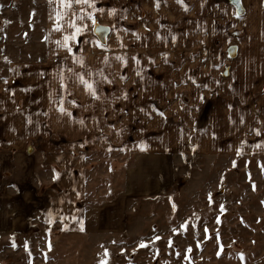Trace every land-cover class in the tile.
<instances>
[{
  "label": "rangeland",
  "instance_id": "obj_1",
  "mask_svg": "<svg viewBox=\"0 0 264 264\" xmlns=\"http://www.w3.org/2000/svg\"><path fill=\"white\" fill-rule=\"evenodd\" d=\"M240 1L95 0L110 34L76 20L69 53L80 5L0 0V170L29 169L0 264H264V0Z\"/></svg>",
  "mask_w": 264,
  "mask_h": 264
},
{
  "label": "crops",
  "instance_id": "obj_2",
  "mask_svg": "<svg viewBox=\"0 0 264 264\" xmlns=\"http://www.w3.org/2000/svg\"><path fill=\"white\" fill-rule=\"evenodd\" d=\"M258 3H262V0H258ZM246 26H247V24H246ZM257 32H258L259 35H264V32L261 30V28L258 29ZM261 32H263V33H261ZM258 40L260 42L261 38H258ZM238 53H239V50H238ZM143 160L144 161H142V167L145 170L147 169L146 173H141V171H139V173H141V174L136 175V170H135V171H129V173L127 174L128 179H127V182H126V191H127V194H129V195L132 194V193H137V191L142 188V186L139 185V182L141 181V179L145 180L146 179V174L149 173V172H154V170H155V173L158 170V174L156 173L158 175L157 176V180L159 179L161 182H163L164 176H163L161 168H159V167H161L160 164L165 165V160L167 161V159L165 157L160 158L158 156L157 157L152 156V157H149V158L143 159ZM3 167L4 166H2V168ZM28 170L29 169H27L26 165H24L22 167L20 166L18 168L19 173L16 176L17 184H11V183H8L9 181L8 182L6 181L7 176H9V172L7 171V169H6V171L0 170V196H1L0 197V200H1V203H0V232L4 231L5 229L9 230V229H11L13 227L15 228V226H17L23 220V219H21V217H22L21 215L19 216V218H16V221L12 217V215H11L12 208L10 206L11 203L9 202L11 200H10V198L8 196V195H10V193H9V190L7 192V189L11 188L14 191V193L16 194V196H19L20 194L22 196L23 195V190H26V188H27L26 187L27 184H25L24 180L26 179V176L29 173ZM35 171L36 170H34V173H33V176H32V177H34L33 180H35ZM23 175H24V179L21 182V180H22L21 178H22ZM19 184L23 185V187H25V188L23 189L22 186L19 185ZM153 187H154V185H153ZM148 188H145V189H148ZM143 191H146V190L143 189ZM148 194H146V195H148ZM5 197L7 198L6 199L7 201L4 199ZM3 200H5V201L3 202ZM37 206H39V205H37ZM13 212H14L15 215L17 214V210L16 209ZM84 213H83V221L81 222V226L82 227L85 224L84 222L86 220L85 216H84L85 215ZM15 230H17V229H15Z\"/></svg>",
  "mask_w": 264,
  "mask_h": 264
},
{
  "label": "snow or ice",
  "instance_id": "obj_3",
  "mask_svg": "<svg viewBox=\"0 0 264 264\" xmlns=\"http://www.w3.org/2000/svg\"><path fill=\"white\" fill-rule=\"evenodd\" d=\"M233 2H236V0H233ZM60 3L66 9H71L73 4L81 6L80 12L82 14L76 15L75 13H73V18L68 21L69 27L72 29V31L69 34L64 36L63 41H57V44L60 47H63L65 49H67V51L69 53H72L73 47H72V44L70 42L78 43L79 42L78 37L83 35L84 32L87 30V27H88L87 24L76 23V20L83 21L85 19V17H87V19H90L92 21L94 28H96V30L99 31L100 29L98 27H96L97 26V20H96V17L94 15V12L99 11L102 13L104 11V9L103 8L98 9L96 7L95 0H60ZM178 3L183 4V0H178ZM84 6H87V8H91L93 11L86 12ZM184 8H185V10H187V5H184ZM115 11L116 10L114 8L111 9V13H115ZM66 14L67 13H60V12L57 13V21L58 22H57L56 27L58 30L61 28V24L59 23V21ZM117 59L124 60V57H117ZM9 63H10V61H9ZM78 63H80V65L83 66V60L82 59L79 60ZM137 63H139V61H137ZM69 71H71V69H69ZM77 75H78L80 82L88 88L90 94L95 99H99L100 97L97 95V89L94 87V82H90L89 80L85 79L84 76L81 74H77ZM60 78H61L62 82L65 79V77L62 74H61ZM105 79H107V78L105 77ZM193 83H195V81H193ZM64 87L66 90V85ZM60 111L64 112L65 109L61 108ZM69 115H70V113H69ZM159 115L164 116V113L159 112ZM80 122L83 123V121H80ZM256 133H257V135H259L260 134L259 130H256ZM257 147H260V145H257ZM58 177H59V173L56 174V178H58ZM15 246H16L15 243H13V247H15ZM189 251H191V249H189ZM105 255H107V251H105ZM241 259H243V254H241ZM101 264H105V261L102 260Z\"/></svg>",
  "mask_w": 264,
  "mask_h": 264
},
{
  "label": "water",
  "instance_id": "obj_4",
  "mask_svg": "<svg viewBox=\"0 0 264 264\" xmlns=\"http://www.w3.org/2000/svg\"><path fill=\"white\" fill-rule=\"evenodd\" d=\"M233 2V0H232ZM235 4V6L237 7L239 12H243L242 9V5H241V1L240 0H236V2H233ZM100 30L97 31L96 28H94V33L96 34V36L98 37V39L102 42L105 43L107 40V37L110 34V29L107 26L101 25L97 23V26ZM238 47L237 46H231L228 49V54L230 56V58L235 59L238 56Z\"/></svg>",
  "mask_w": 264,
  "mask_h": 264
}]
</instances>
